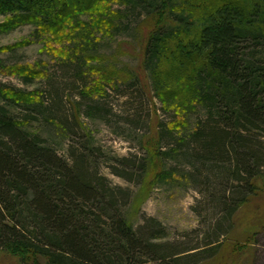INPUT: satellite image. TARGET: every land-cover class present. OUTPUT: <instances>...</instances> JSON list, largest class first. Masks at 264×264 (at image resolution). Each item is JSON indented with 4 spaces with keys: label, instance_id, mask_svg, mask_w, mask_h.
Listing matches in <instances>:
<instances>
[{
    "label": "trees",
    "instance_id": "obj_1",
    "mask_svg": "<svg viewBox=\"0 0 264 264\" xmlns=\"http://www.w3.org/2000/svg\"><path fill=\"white\" fill-rule=\"evenodd\" d=\"M115 1L142 10L138 27H143L144 47L139 67L136 71L115 65L92 67L97 79L86 84L83 94L90 99L103 96L105 84L118 79L145 93L148 80L160 100L174 106V120L151 119L149 133L139 140L150 156L137 166L128 158L117 161L124 170L137 171L139 184L155 161L160 184L176 177L166 161L182 153L199 182L215 185L209 197L219 219L203 248L162 241L167 232L154 218L136 228L124 212L133 191L114 186L100 174L97 155L88 144L81 150L71 148L63 158L12 113L17 107L41 112L42 94L0 86V249L22 264L211 262L232 247L227 238L233 215L264 191V0ZM105 2L0 0V15L10 17L0 28L32 25L49 43L68 47L78 43L72 54L61 53L83 64L91 56H81L77 50L91 47L92 31L87 25L79 33L78 25L83 24L79 19L87 15L91 24L110 32L111 16L118 11L103 8ZM40 75L32 71L23 81L31 83ZM139 98L149 103L144 96ZM200 107L206 110L205 119L187 129L190 116ZM77 114L78 109L76 122ZM61 119L72 130L67 119ZM114 174L134 181L133 174Z\"/></svg>",
    "mask_w": 264,
    "mask_h": 264
},
{
    "label": "rangeland",
    "instance_id": "obj_2",
    "mask_svg": "<svg viewBox=\"0 0 264 264\" xmlns=\"http://www.w3.org/2000/svg\"><path fill=\"white\" fill-rule=\"evenodd\" d=\"M108 2L103 4V8L111 9V13L118 11L117 15L111 16L114 25L110 32L101 30L94 22L91 24L93 20L87 15L79 19L83 22L78 25L79 33L82 32L81 27L87 25H91L92 31L91 47H78L77 50L81 56H91V60L83 64L77 61V57L70 60L64 55L69 53H61L66 51L72 54L71 49L74 50L78 43L69 47L49 43L46 36L38 37L32 25L19 26L10 31L0 28V86L42 94L41 112L17 107L11 109L12 113L18 119L25 120L27 130L45 138L63 158L68 157L71 148L81 150L88 144L97 155L100 174L114 186L133 191L131 203L124 209L130 224L138 228L148 218H154L162 223L167 232L162 241H170L182 248H203L206 236L219 219L209 197V192L216 190L215 185L204 184L202 179L199 182L182 153L166 161V168L174 169L176 177L160 184L156 179L155 161L152 160L142 184L136 182L138 173L135 169L126 171L117 161L128 158L137 166L141 160L148 158L150 154L140 148L139 140L149 133L151 119L172 122L174 106H166L146 78L144 85L148 92L145 93H139L138 87L129 86L118 79L112 85L105 84L106 94L103 96L90 99L83 94L86 84L91 85L97 79L92 67L109 69L110 65H115L131 71L139 67L144 47L143 27H138L144 17L142 10L115 0ZM107 16L105 21H109ZM9 19L0 15V26L7 24ZM94 56H105L106 59L98 61L93 59ZM32 71L41 75L35 77L33 82L25 83L23 78L30 76ZM140 95L149 100L147 105L141 101ZM160 97L163 95L160 94ZM164 107L167 108L165 111ZM77 109L78 122L74 116ZM205 112V108L200 107L191 115L187 129L195 127L196 120L205 119ZM148 114L149 118L146 117ZM61 118L67 119L72 130L63 126ZM187 129L184 134H187ZM119 171L133 174L134 181L129 182L114 174ZM229 226L232 230L227 239L232 247L226 248L218 259L204 264H264V191L234 214ZM252 234H256L255 239L247 240ZM0 264L22 263L0 249Z\"/></svg>",
    "mask_w": 264,
    "mask_h": 264
}]
</instances>
